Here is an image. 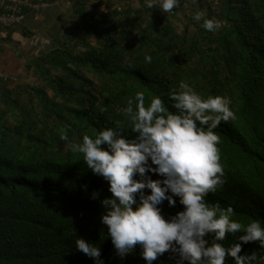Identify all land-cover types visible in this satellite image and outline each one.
<instances>
[{"label":"trees","instance_id":"1","mask_svg":"<svg viewBox=\"0 0 264 264\" xmlns=\"http://www.w3.org/2000/svg\"><path fill=\"white\" fill-rule=\"evenodd\" d=\"M71 1L76 28L25 66L37 85L0 80V264H95L77 249L78 237L101 248L104 264H145L139 246L125 259L116 255L100 219V200L111 196L108 182L69 141L123 121L119 109L137 91L145 92L146 103L160 95L175 111L168 94L181 81L205 97H230L236 114L214 130L226 182L206 200L231 205L233 219L243 224L264 223V0H219L216 9L210 0H180L169 13L147 8L144 0L138 8L133 0H96L93 9L92 0ZM199 10L223 26L206 31L193 18ZM179 11L187 20L182 32L172 20ZM6 29L11 37L21 28ZM62 130L69 141L61 139ZM162 208L167 217L183 206L165 201ZM240 234L222 243L229 246ZM242 251L264 255L256 243ZM154 264L175 259L166 252Z\"/></svg>","mask_w":264,"mask_h":264},{"label":"clouds","instance_id":"2","mask_svg":"<svg viewBox=\"0 0 264 264\" xmlns=\"http://www.w3.org/2000/svg\"><path fill=\"white\" fill-rule=\"evenodd\" d=\"M179 4L180 0H144L147 8L158 7L163 13ZM193 18L209 32L223 26L208 18L205 10L196 11ZM145 60L150 63L151 55L146 54ZM168 98L175 111L160 95L146 103L145 92L137 91L119 109L123 121L95 135H83L81 142L69 141L62 130L61 139L69 141L70 150L82 154L88 169L108 182L111 196L100 200L104 208L100 219L116 255L125 259L139 246L145 264H154L166 252L175 264H226L229 259L235 264H264V255L242 251L249 243L264 250V223L253 219L243 224L233 219L231 205L223 208L206 200L226 182L220 136L214 130L222 121L236 118L231 98L205 97L184 81ZM128 129L135 135H127ZM98 197L94 190L92 198ZM165 201L183 208L166 217ZM237 233H241L237 242L222 243ZM75 245L95 264H104L96 244L78 237Z\"/></svg>","mask_w":264,"mask_h":264},{"label":"crops","instance_id":"3","mask_svg":"<svg viewBox=\"0 0 264 264\" xmlns=\"http://www.w3.org/2000/svg\"><path fill=\"white\" fill-rule=\"evenodd\" d=\"M95 1V0H92ZM96 3V2H95ZM94 3V5H95ZM104 10H107L106 5ZM79 23L74 15L71 0H55L45 7L39 14L30 11L23 29L31 32L30 36L22 34L23 29H17L10 35L5 27L0 26L1 41L10 42L9 51L0 60V69L24 78L27 63L50 50L63 35L73 31Z\"/></svg>","mask_w":264,"mask_h":264},{"label":"built area","instance_id":"4","mask_svg":"<svg viewBox=\"0 0 264 264\" xmlns=\"http://www.w3.org/2000/svg\"><path fill=\"white\" fill-rule=\"evenodd\" d=\"M210 1L215 9L220 5L219 0ZM50 3L48 0H0V26L21 27L30 11L39 14ZM0 80L12 84L16 83L18 78L0 69Z\"/></svg>","mask_w":264,"mask_h":264},{"label":"rangeland","instance_id":"5","mask_svg":"<svg viewBox=\"0 0 264 264\" xmlns=\"http://www.w3.org/2000/svg\"><path fill=\"white\" fill-rule=\"evenodd\" d=\"M95 2H97V1L96 0L91 1V3L89 4V9H93ZM130 3L134 8H138V7H140L142 2L140 3L139 0H133V1H130ZM104 6L105 5L100 4V6H98V9L100 11H106V10H104ZM141 6L143 7L144 5H141ZM106 8H107V6H106ZM172 20L180 32H182L184 30V28L186 27L187 20H186V16H185L184 11H179V13L177 14V17H172ZM23 26H21L20 28L23 29ZM9 47H12L11 43L9 41L8 42H5L3 40L1 41V43H0V60L3 61L4 56L9 51ZM12 49H13V47H12ZM24 73H25L24 78H22V79L19 78L16 83H12V84H10V86H15L17 84L22 85L24 83L25 84H31V85H37L38 79L34 76L33 73H31V72L27 73L26 70L24 71Z\"/></svg>","mask_w":264,"mask_h":264}]
</instances>
